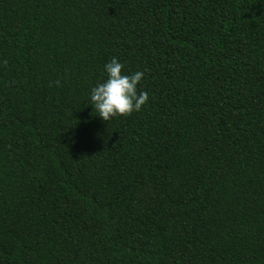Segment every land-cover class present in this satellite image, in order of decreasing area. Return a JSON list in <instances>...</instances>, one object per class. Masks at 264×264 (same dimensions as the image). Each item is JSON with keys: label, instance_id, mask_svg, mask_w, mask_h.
<instances>
[{"label": "trees", "instance_id": "16d2710c", "mask_svg": "<svg viewBox=\"0 0 264 264\" xmlns=\"http://www.w3.org/2000/svg\"><path fill=\"white\" fill-rule=\"evenodd\" d=\"M0 264H264V0H0Z\"/></svg>", "mask_w": 264, "mask_h": 264}, {"label": "clouds", "instance_id": "9594fccd", "mask_svg": "<svg viewBox=\"0 0 264 264\" xmlns=\"http://www.w3.org/2000/svg\"><path fill=\"white\" fill-rule=\"evenodd\" d=\"M123 69V64L117 58H111L103 65L106 79L90 89L91 108L102 121L108 122L116 117L139 112L149 100L146 91L138 90L145 73L138 70L125 74ZM56 83L59 85V81Z\"/></svg>", "mask_w": 264, "mask_h": 264}]
</instances>
